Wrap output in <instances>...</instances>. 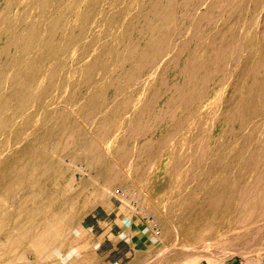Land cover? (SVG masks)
I'll return each instance as SVG.
<instances>
[{"label":"rangeland","instance_id":"374dc122","mask_svg":"<svg viewBox=\"0 0 264 264\" xmlns=\"http://www.w3.org/2000/svg\"><path fill=\"white\" fill-rule=\"evenodd\" d=\"M43 1L0 0L6 77L11 36L61 18L62 46L0 136V264L111 227L143 232L140 264H264V0Z\"/></svg>","mask_w":264,"mask_h":264},{"label":"bare ground","instance_id":"6f19581e","mask_svg":"<svg viewBox=\"0 0 264 264\" xmlns=\"http://www.w3.org/2000/svg\"><path fill=\"white\" fill-rule=\"evenodd\" d=\"M43 1V0H42ZM62 1V0H60ZM101 0H90V3L92 4H98ZM157 1V0H156ZM45 2V0L43 1ZM59 2V1H58ZM48 3V2H47ZM45 2V5H49L48 7L51 8V1L47 4ZM54 4V3H53ZM52 4V5H53ZM56 4H59V3H56ZM103 4V3H102ZM56 6V5H55ZM54 7V6H53ZM70 7V6H68ZM91 7H93L91 5ZM162 8V7H161ZM58 9V8H57ZM68 9H71V8H68ZM139 9V8H138ZM50 10V9H49ZM49 10L48 11H45V12H48L49 13ZM52 10V8H51ZM50 10V11H51ZM56 10V9H55ZM162 10V9H161ZM58 11V10H56ZM68 11V10H67ZM164 11V10H163ZM52 12V11H51ZM50 12V13H51ZM52 14V13H51ZM160 14V13H159ZM42 16L43 15H46V13L44 14H41ZM50 15V14H49ZM58 15V14H57ZM61 15V14H60ZM59 15V17H60ZM65 15V14H64ZM56 16V13L55 15ZM53 16V17H54ZM66 16V15H65ZM64 16V17H65ZM41 17V16H40ZM44 17V16H43ZM57 17V18H59ZM63 17V16H61ZM159 17V16H158ZM45 18V17H44ZM84 18L88 21V22H91L94 18V13L92 10L88 11L85 15H84ZM97 18V16H96ZM43 19V18H41ZM40 19V21H41ZM60 19L59 18V22H60ZM160 19V18H159ZM162 19L164 21L168 20V16L167 15H163L162 16ZM47 20V19H46ZM97 20V19H96ZM96 20L94 22H96ZM57 20L54 21L53 23V26H52V29H49V30H44L42 31L41 29H34V30H31L29 33L25 34L24 35H14V36H11L10 39H9V46H20L17 50H20V54L19 56L16 58H13L11 60V62H9L6 66V70H8L11 74V76L6 77L7 74H4L2 71H0V94L3 92L6 93V105L5 107H2L1 105V102H0V136L2 134V130L7 126V124L11 123L12 119L18 115H24L28 110H29V107H30V103L32 102V99L30 98V96H28L26 93H24V89L26 90H29L31 87H32V78L31 76L27 75L28 73L27 72H30L31 73H35L39 67L41 65H43V63L47 62V61H51L52 59H54L58 53H59V43H57V41H54L55 44L51 43L50 42V35L55 27V25L57 26ZM50 22V21H49ZM61 22H63V20H61ZM48 23V22H47ZM46 25V24H45ZM44 25V26H45ZM48 25V24H47ZM63 25V24H62ZM158 25V24H157ZM169 25V23H168ZM51 26V25H49ZM35 26L33 25L32 28H34ZM37 27V25H36ZM35 27V28H36ZM58 27V26H57ZM60 27V26H59ZM161 27V26H160ZM164 27V25H163ZM45 28V27H44ZM48 28V27H47ZM62 28V27H60ZM155 29V28H154ZM60 30V29H59ZM29 31V30H28ZM54 32H57L58 31H53V34ZM123 32V30H122ZM52 34V35H53ZM56 35V34H55ZM55 37V36H54ZM51 38H53L51 36ZM56 38V37H55ZM55 40V39H54ZM157 40V38H156ZM65 41V40H63ZM61 41V42H63ZM39 42V44L41 45L42 49H36L35 48V44ZM53 42V40H52ZM58 42H60L58 40ZM153 42V41H152ZM151 42V43H152ZM64 43V42H63ZM62 43V44H63ZM92 43V42H91ZM95 44V43H94ZM93 45V44H92ZM99 45V44H98ZM40 47V48H41ZM97 47V46H96ZM17 48V47H16ZM104 48V47H103ZM99 49V48H98ZM98 49H94V51H98ZM61 50V49H60ZM89 50V49H88ZM93 51V50H92ZM101 52V51H100ZM112 55V54H111ZM15 56V55H14ZM27 58V61L29 63V68L30 69H25V68H22L20 67V64L22 62V58ZM100 57V56H99ZM99 57H98V60H99ZM120 58V57H119ZM97 59V58H96ZM117 59V58H116ZM62 60V59H61ZM124 60V59H123ZM122 60V61H123ZM54 61V60H53ZM58 61V60H57ZM63 61V60H62ZM105 61V60H104ZM121 61V63H122ZM102 62V61H100ZM106 62V61H105ZM116 63V61H115ZM25 64V63H24ZM117 64V63H116ZM120 64V63H119ZM106 65V64H105ZM104 66V65H103ZM93 67V66H92ZM105 67V66H104ZM28 70V71H27ZM41 70V69H40ZM108 70V69H107ZM27 73V74H26ZM81 73V72H80ZM26 76V78H24V76ZM77 79V78H76ZM79 79V78H78ZM80 80V79H79ZM36 82V81H35ZM77 83V82H76ZM75 84V82H74ZM50 88H48L47 90H44L43 93L40 95L39 99H41L46 93L47 91H49ZM1 97V96H0ZM1 99V98H0ZM3 101V100H2ZM87 101V100H86ZM89 103V101H88ZM4 105V103H3ZM41 105V104H40ZM86 106V105H85ZM4 110H8L10 111V114H6V112ZM24 117V116H23ZM45 117L46 118H51L52 115L50 114H45ZM53 118V117H52ZM55 128H56V125H54ZM59 126V125H58ZM53 135V134H51Z\"/></svg>","mask_w":264,"mask_h":264},{"label":"crops","instance_id":"0c3cea01","mask_svg":"<svg viewBox=\"0 0 264 264\" xmlns=\"http://www.w3.org/2000/svg\"><path fill=\"white\" fill-rule=\"evenodd\" d=\"M104 240L97 245V249L88 247L83 251L73 250L70 255L63 259L54 258L36 264H140L138 250L143 242V232L137 228H105ZM96 234V235H98ZM138 244V245H137ZM89 246V245H88ZM79 252V253H78ZM93 252V254H91ZM96 253V256L95 254ZM91 257L92 259H90ZM94 257V258H93ZM98 258V259H95ZM133 257V258H132Z\"/></svg>","mask_w":264,"mask_h":264},{"label":"built area","instance_id":"2783aa9c","mask_svg":"<svg viewBox=\"0 0 264 264\" xmlns=\"http://www.w3.org/2000/svg\"><path fill=\"white\" fill-rule=\"evenodd\" d=\"M150 228H151V230H152V232L154 233V235H156V236H160L161 234H162V232H161V229H160V227L157 225V223H151L150 224Z\"/></svg>","mask_w":264,"mask_h":264}]
</instances>
